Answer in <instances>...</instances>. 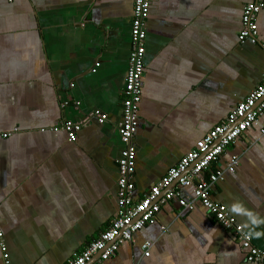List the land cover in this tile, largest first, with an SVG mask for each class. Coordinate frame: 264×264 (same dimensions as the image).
I'll list each match as a JSON object with an SVG mask.
<instances>
[{
	"label": "crops",
	"instance_id": "obj_1",
	"mask_svg": "<svg viewBox=\"0 0 264 264\" xmlns=\"http://www.w3.org/2000/svg\"><path fill=\"white\" fill-rule=\"evenodd\" d=\"M249 1L151 0L134 201L264 78V9L258 43L237 40ZM132 11L133 0H0V133H11L0 139V240L8 264H66L116 213ZM96 110L103 124L90 117ZM63 121L85 123L75 142L51 130ZM262 128L264 116L227 149L221 164L230 155L239 164L210 196L264 251ZM100 264L252 263L197 202L185 211L171 201Z\"/></svg>",
	"mask_w": 264,
	"mask_h": 264
},
{
	"label": "built area",
	"instance_id": "obj_2",
	"mask_svg": "<svg viewBox=\"0 0 264 264\" xmlns=\"http://www.w3.org/2000/svg\"><path fill=\"white\" fill-rule=\"evenodd\" d=\"M150 7L151 0H133L130 51L122 90V117L117 128L122 145L117 161V210L109 226L83 250L73 252L66 264L106 262L121 245L130 242L134 234L152 224L161 207L171 201H176L185 211H193L197 202L209 218L238 241L241 250L245 253L246 262L264 264V251L253 246L249 233L230 216L226 206L214 202L210 196L213 186L222 181L227 173H234L239 164V158L236 155H230L224 164L220 162L221 157L264 116V78L223 121L197 141L194 148L170 168L147 194L139 200L133 199L132 178L136 157L133 138L138 127L144 72L145 22L149 16ZM263 9L264 0H250L244 5L241 28L237 35L240 44L258 43L257 18ZM90 117L96 119L98 124H103L107 119V116L98 110L92 112ZM84 125V122L63 121L51 130L64 132L67 141L73 143ZM15 132L16 130H13L12 133ZM260 134L264 135V128L260 129ZM9 136H11L10 132L0 133V139H6ZM141 248L144 250V255L148 256L149 244H142ZM0 251L4 263L8 264V255L1 240Z\"/></svg>",
	"mask_w": 264,
	"mask_h": 264
}]
</instances>
